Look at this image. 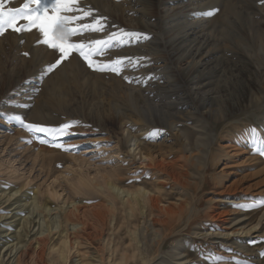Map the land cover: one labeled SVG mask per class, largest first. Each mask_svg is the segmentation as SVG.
<instances>
[{
  "label": "rangeland",
  "instance_id": "1",
  "mask_svg": "<svg viewBox=\"0 0 264 264\" xmlns=\"http://www.w3.org/2000/svg\"><path fill=\"white\" fill-rule=\"evenodd\" d=\"M22 2L12 0L10 6ZM80 6H90L94 12L78 23L106 17L105 28L73 37L74 41L106 39L121 29L148 37L114 46L94 59H141L117 74L94 70L73 53L45 73L59 53L38 43L40 34L35 29L9 30L0 36V189L34 185L39 188V200L48 197L54 207L76 200L104 212L107 173L120 170L125 188H151V159L189 155L180 152L182 142L189 145L181 131L187 124L196 125L211 142L206 147L209 163L193 190L198 209L189 229L165 236L163 253L144 261V247L152 249L150 232H146L144 246L138 243L140 237H133L128 247L126 213L119 205L121 210L114 213L117 224L114 221L111 228L101 229L103 234L92 247H98L112 264L115 249L117 256L131 249L135 264L185 260L186 264H213L214 256L223 257L218 264H237L238 260L264 264V206H238L264 197V155L253 152L245 131L256 127L264 134V0H81ZM210 10L216 11L201 15ZM193 76L197 77L194 84ZM179 98L189 103L181 108L178 117L182 118L174 129L170 126L173 118L167 126L161 117L175 112L169 103ZM15 116L23 117L25 123L50 127L80 123L71 134L53 141L43 133L29 132L12 119ZM183 117L190 123H184ZM189 135L193 137L192 130ZM159 181L168 183L165 176ZM169 190L167 186L162 191ZM16 196L0 205V213L12 208L7 205ZM171 200L175 199L165 198ZM45 215L46 211L41 217ZM106 217L107 221L112 218ZM12 220L5 219L2 229L12 228L16 223ZM142 229L143 223L138 226L141 235ZM36 230L37 225L31 235ZM0 240L1 245L5 238ZM56 259L57 252L48 250L45 264ZM7 263L16 264L13 253Z\"/></svg>",
  "mask_w": 264,
  "mask_h": 264
},
{
  "label": "bare ground",
  "instance_id": "2",
  "mask_svg": "<svg viewBox=\"0 0 264 264\" xmlns=\"http://www.w3.org/2000/svg\"><path fill=\"white\" fill-rule=\"evenodd\" d=\"M196 78V76H193V79L191 78L193 84ZM179 99L169 103L176 113L162 114L161 122L163 125H167L168 119L173 118L170 126L171 128H176V123L182 118L178 117V114L182 112L181 108L189 103V100ZM183 119L186 121L184 123L188 122L187 118L183 117ZM185 126L181 133L186 137L189 145L182 142L181 145L183 147L180 152L187 151L190 154L178 155L177 159L173 160H170L168 155H164L160 161L151 159L152 163L148 165L154 170L151 177V188L144 186L125 188L121 185L122 173L120 170L116 169L111 173H107L105 185L103 186L109 189V193L105 202L106 208L104 212L94 210L93 207L85 205L84 201L76 200L67 201L62 208H57L58 205L54 207L48 197L46 200L44 198L43 202L39 200L37 196L39 188L34 185L25 189L21 187H2L0 189V205L10 201L17 193L22 195L20 194V197L16 196L15 201L7 205L12 207L7 213H0V233H6V235L0 237L5 238L0 245V264L11 263L7 262L11 258L12 253L16 256V264H45L48 250L57 252V259L52 261V264H112L110 258L106 262L98 247L92 246L99 239V234H103L100 233L101 229L104 227L111 228V224L115 222L117 224L114 213L116 209L121 210L120 206L126 213L124 224L128 227L125 232L128 238L127 246H130L133 237L135 239L140 237L138 243H142V246H144L143 240L146 242V232H150L148 244L152 246V249H147L146 245L142 257L144 261L150 260V262L153 258L159 257L165 249L166 242L162 241L165 236L181 235L185 229H189L193 215L198 209L193 190L196 187L197 179L200 178L204 168L209 163L206 147L211 142L210 138L204 136L203 129L200 130L201 127L198 129L196 125L189 124ZM189 130L193 132L192 138H190ZM164 176L168 183L159 181ZM167 186L170 187V190L164 194L162 190ZM171 197L175 199L171 200L173 202L165 201V198ZM12 210L16 211L10 215ZM44 211L47 212V216L41 217ZM35 213L39 216L36 222L34 221V217L37 216L34 215ZM107 215L110 216L109 218L112 217L110 221H107ZM7 218H13L12 221L16 223L12 224V228L2 229ZM141 223L145 226V229H142V235L138 231V226ZM183 223L185 224L184 227L181 226ZM36 225L37 230L31 235ZM254 226H250L247 231L249 232ZM242 230L244 232L245 227H242ZM31 236L33 237L31 238ZM113 255L115 257L112 258L113 264H135L133 260L134 252L131 249H127L120 256H117L115 249L113 250ZM109 256L112 257V253ZM5 257H8L6 261ZM186 257H183L182 260L186 259ZM187 262L185 260V262L177 264H186Z\"/></svg>",
  "mask_w": 264,
  "mask_h": 264
},
{
  "label": "snow or ice",
  "instance_id": "3",
  "mask_svg": "<svg viewBox=\"0 0 264 264\" xmlns=\"http://www.w3.org/2000/svg\"><path fill=\"white\" fill-rule=\"evenodd\" d=\"M12 0H0V36L9 30L21 33L35 29L40 34L38 43L59 53V58L45 69L50 73L56 69L64 60L78 54L90 68L97 71H112L119 74L127 64L135 67L141 58L117 57L108 62H102L94 57L103 55L108 49L114 46H123L133 39H147L142 33L126 32L123 29L119 33H111L106 39L91 41H74L72 38L82 35L88 31L103 32L105 25L102 23L106 17H94L92 23L80 24L79 21L86 17H93L94 9L90 6L81 7V0H23L19 6H10ZM216 10H210L201 15H212ZM73 13H80L79 15ZM28 55V53H25ZM151 77H149L150 79ZM128 79V77H125ZM12 119L18 120L23 127L33 134H45L55 141L58 137L71 134V129L79 125V121L65 122L57 127L44 126L41 124L25 123L23 117L15 116ZM158 132L159 130H154ZM250 138L251 147L254 153L264 155V134L256 127L245 130ZM41 143H48L47 139H40ZM56 147H64L62 144H55ZM67 150V149H65ZM264 206V197L254 200L252 203L238 205L243 208H254ZM221 256L213 257V264L222 260ZM237 264H242L237 261Z\"/></svg>",
  "mask_w": 264,
  "mask_h": 264
}]
</instances>
